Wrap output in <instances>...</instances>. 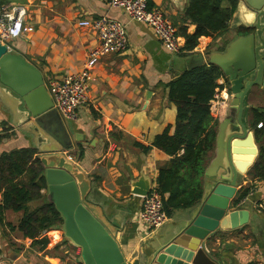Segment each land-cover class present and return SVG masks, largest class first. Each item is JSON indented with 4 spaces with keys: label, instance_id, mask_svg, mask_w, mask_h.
<instances>
[{
    "label": "crops",
    "instance_id": "obj_1",
    "mask_svg": "<svg viewBox=\"0 0 264 264\" xmlns=\"http://www.w3.org/2000/svg\"><path fill=\"white\" fill-rule=\"evenodd\" d=\"M234 1L236 5L225 31L210 39L201 37L193 51L182 49L172 53L164 49L148 26L129 20L122 10L108 7L105 0H0V6L12 3L27 7L25 21L30 29L7 42L42 70L46 82L81 71L89 52L96 47L95 32L79 25L80 20L107 15L126 23L127 50L104 55L98 60L92 70L89 100L79 108L77 119L67 122L82 149L78 167L91 180L89 198L101 207L103 214L120 224L117 239L127 258L137 253L142 240L150 233L139 218L142 200L132 192L133 184L142 179L151 187L156 186L159 166L170 159L159 148L153 146L144 152L140 147L150 146L167 127L170 134L174 132L176 106L168 100L165 84L183 70L195 66V56L199 52L206 57L210 52L223 51L240 35L239 29L252 18V12L244 0ZM148 2L172 21L184 45L185 38L179 31L186 27L187 33L192 34L196 29L195 24L188 23L184 17L189 0ZM221 5L230 8L231 0H223ZM147 91L151 92L149 98L145 95ZM227 103L228 100L222 104L217 115L213 112L219 121L227 113ZM247 104L250 123L251 109L264 108V87H253ZM18 105L19 100L0 83V156L34 148L35 159L40 155L38 138L34 128L25 123V114ZM251 130L254 131L253 127ZM255 141L259 154L264 136L258 142L255 137ZM76 153L73 146L64 150L66 157L75 158ZM213 156L214 150L209 152L204 170ZM6 166L0 163V168H4L0 171V206L6 186L2 181L11 178ZM43 169L42 166V173ZM203 185L204 172L202 189ZM247 186L250 191L239 204L249 210V223L241 229L219 230L206 241L207 252L219 264H264V212L260 209L264 200V180L250 178L246 172L237 192ZM40 192L45 201L51 202L47 183ZM45 201L32 200L27 205L31 210ZM185 209L171 211L168 219L183 217ZM22 215V210L13 209H5L0 214L3 216L0 264H44V261L47 264H81L78 261L80 248L65 240L59 227L43 232L51 239L45 249L32 244L30 238L16 229ZM60 251L65 254L61 256Z\"/></svg>",
    "mask_w": 264,
    "mask_h": 264
},
{
    "label": "water",
    "instance_id": "obj_2",
    "mask_svg": "<svg viewBox=\"0 0 264 264\" xmlns=\"http://www.w3.org/2000/svg\"><path fill=\"white\" fill-rule=\"evenodd\" d=\"M252 18L223 51L196 54L195 65H215L228 80L227 113L217 125L214 156L204 170L202 196L183 217L168 219L150 231L136 252L127 258L117 239L120 224L103 214L90 200L91 180L78 167L81 157L68 122L53 108L42 70L24 54L0 42V83L19 100L38 138V157L44 167L50 201L62 217L65 240L80 248L81 264H219L206 250V241L219 230L241 229L250 212L233 205L242 175L258 156L254 131L247 118V96L264 87V0H244ZM192 68V67H190ZM146 97L151 95L146 92ZM73 146L75 158L64 150ZM150 183L142 179L132 192L146 195Z\"/></svg>",
    "mask_w": 264,
    "mask_h": 264
},
{
    "label": "trees",
    "instance_id": "obj_3",
    "mask_svg": "<svg viewBox=\"0 0 264 264\" xmlns=\"http://www.w3.org/2000/svg\"><path fill=\"white\" fill-rule=\"evenodd\" d=\"M222 1L189 0L184 17L188 23L195 24L196 29L192 34L187 33L186 27L179 31L185 38L183 50L193 51L201 37L210 39L226 30L236 3L231 0V7L224 8ZM220 78L224 80L223 84L218 83ZM228 83L220 68L200 64L183 70L165 84L168 100L176 106L174 132L170 134V128L167 127L154 138L150 146L139 145L144 152L154 146L170 156L166 164L159 166L155 186L162 196L167 215L175 209L194 206L202 196V176L209 152L215 148L219 122L213 115L211 100L217 88L223 89ZM251 115L250 126L258 142L264 136V128H261L264 126V108L251 109ZM259 123H262L261 127L257 126ZM80 151L82 157L81 148ZM34 153V148H23L0 156V163H6L5 170L11 176L2 181L6 186L0 214L5 209L22 210L23 215L16 229L42 250L51 243L50 237L43 235V232L58 228L62 217L54 204L42 197L40 190L46 187V181L38 157L33 159ZM0 171H4V168H0ZM248 175L253 179L264 180V146H260ZM249 191V186L241 187L233 199V205L239 204ZM32 200L45 202L30 210L27 203ZM260 209L264 212V200ZM2 220L3 216H0Z\"/></svg>",
    "mask_w": 264,
    "mask_h": 264
},
{
    "label": "built area",
    "instance_id": "obj_4",
    "mask_svg": "<svg viewBox=\"0 0 264 264\" xmlns=\"http://www.w3.org/2000/svg\"><path fill=\"white\" fill-rule=\"evenodd\" d=\"M105 2L108 7L122 10L129 20L148 26L167 51L179 53L182 50L183 45L172 21L160 9L150 7L148 0H105ZM27 16L28 9L23 4L1 5L0 42L8 44V40L20 37L27 32L30 29L25 21ZM78 24L88 26L95 32L98 40L96 47L89 52L81 71L46 82V88L53 101V108L62 118L69 121L77 119L79 108L89 100L88 91L92 70L98 60L107 54L125 52L128 48L126 23L121 20L100 15L80 20ZM218 83L223 84L224 80H218ZM223 92H226V86L223 89L217 88L211 100L213 112H216V115L225 103ZM257 126L261 127L262 123ZM69 158L73 159L70 156ZM141 200L139 218L149 231L158 228L168 220L162 196L155 186L151 187L146 195L141 196Z\"/></svg>",
    "mask_w": 264,
    "mask_h": 264
},
{
    "label": "rangeland",
    "instance_id": "obj_5",
    "mask_svg": "<svg viewBox=\"0 0 264 264\" xmlns=\"http://www.w3.org/2000/svg\"><path fill=\"white\" fill-rule=\"evenodd\" d=\"M256 87V86H255ZM227 93V94H226ZM223 95L225 96V102H226V100H228V102H229V98H230V91H229V84L228 85H226V92H223ZM226 105H228V103L226 104ZM215 113V112H214ZM58 253H60V255L61 256H63L65 253L63 252V251H60V252H58ZM64 259V258H63ZM43 264V263H42ZM44 264H47V263H45V261H44Z\"/></svg>",
    "mask_w": 264,
    "mask_h": 264
}]
</instances>
